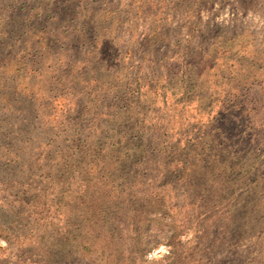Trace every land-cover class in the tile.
Masks as SVG:
<instances>
[{"label": "rangeland", "instance_id": "374dc122", "mask_svg": "<svg viewBox=\"0 0 264 264\" xmlns=\"http://www.w3.org/2000/svg\"><path fill=\"white\" fill-rule=\"evenodd\" d=\"M170 262L264 264V0H0V264Z\"/></svg>", "mask_w": 264, "mask_h": 264}, {"label": "trees", "instance_id": "16d2710c", "mask_svg": "<svg viewBox=\"0 0 264 264\" xmlns=\"http://www.w3.org/2000/svg\"><path fill=\"white\" fill-rule=\"evenodd\" d=\"M141 214L144 217V220H145L146 223L147 222H150V220L148 219V217L152 214V211L151 210L143 211V212H141ZM154 214H156V212H154ZM137 228L140 229V230H143V228H141L140 226H138ZM107 242L111 243L112 241L111 240H107ZM159 243L160 242H156L155 243V246L158 245ZM165 243H166V246H168V248H169L168 257L174 255L175 254V247L177 245H179V243H175L173 240H167ZM150 249L145 250V252L149 251ZM169 264H174V262H170Z\"/></svg>", "mask_w": 264, "mask_h": 264}]
</instances>
